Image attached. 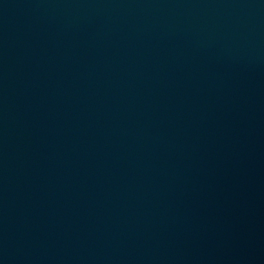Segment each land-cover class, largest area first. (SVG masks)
<instances>
[{"label":"water","instance_id":"water-1","mask_svg":"<svg viewBox=\"0 0 264 264\" xmlns=\"http://www.w3.org/2000/svg\"><path fill=\"white\" fill-rule=\"evenodd\" d=\"M0 264H264V0H0Z\"/></svg>","mask_w":264,"mask_h":264}]
</instances>
